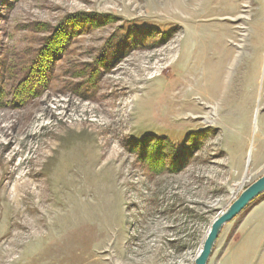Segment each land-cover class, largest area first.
I'll return each instance as SVG.
<instances>
[{
  "label": "rangeland",
  "instance_id": "374dc122",
  "mask_svg": "<svg viewBox=\"0 0 264 264\" xmlns=\"http://www.w3.org/2000/svg\"><path fill=\"white\" fill-rule=\"evenodd\" d=\"M55 29L49 69L34 62ZM148 142L181 168L149 169ZM263 175L264 0H0V264H195ZM233 253L264 264V239Z\"/></svg>",
  "mask_w": 264,
  "mask_h": 264
},
{
  "label": "trees",
  "instance_id": "16d2710c",
  "mask_svg": "<svg viewBox=\"0 0 264 264\" xmlns=\"http://www.w3.org/2000/svg\"><path fill=\"white\" fill-rule=\"evenodd\" d=\"M85 18H73L68 22V25H65L69 30L74 31L76 27L80 26L81 30L83 31L85 26L88 25L89 21H85ZM91 23V21H90ZM78 31V32H79ZM66 40L65 32L63 30L55 29L52 31V35L50 37H47L43 40V43L40 47V50L37 51L36 60L34 63L43 64L49 69L54 66L53 59L57 56V54L60 52V50L64 47V43ZM48 62L51 64L48 65ZM32 70H36L35 67L31 66ZM32 74L30 73V76ZM30 79V78H29ZM30 85L28 87H23L22 90L18 93L19 99H17L18 102L21 100L24 101V99L28 98L30 96ZM143 150L140 156V160L142 162L148 163L149 169L151 170H158L159 173H161V170H164V166L171 162L173 164L172 168L169 167L170 171L173 172L174 170H177L176 168L180 169L182 166V163L185 161V159L182 160V156L184 154V151H177L175 149L174 145L171 146H162L158 142H155L154 147H150V142L143 143L142 144ZM191 151V150H190ZM179 164L178 166H176ZM262 195L261 197H263ZM260 197V198H261ZM255 200L248 209H250L252 206H254L259 199ZM246 211V210H245Z\"/></svg>",
  "mask_w": 264,
  "mask_h": 264
},
{
  "label": "crops",
  "instance_id": "0c3cea01",
  "mask_svg": "<svg viewBox=\"0 0 264 264\" xmlns=\"http://www.w3.org/2000/svg\"><path fill=\"white\" fill-rule=\"evenodd\" d=\"M260 68V67H259ZM256 69L255 80H258V71ZM264 216V200L258 202L254 205L248 214L246 215L244 221L236 229L233 239L225 243L221 249V253L218 257L217 264H232L228 260L232 256L233 250L239 251L240 262H243V252L245 249L250 248L254 252H258L261 248V242L264 239V223L260 222L261 218ZM254 262L248 260V264H253Z\"/></svg>",
  "mask_w": 264,
  "mask_h": 264
},
{
  "label": "water",
  "instance_id": "95a60500",
  "mask_svg": "<svg viewBox=\"0 0 264 264\" xmlns=\"http://www.w3.org/2000/svg\"><path fill=\"white\" fill-rule=\"evenodd\" d=\"M262 195H264V175L244 189L228 208L215 219L195 259V264H208L224 226L232 222Z\"/></svg>",
  "mask_w": 264,
  "mask_h": 264
},
{
  "label": "bare ground",
  "instance_id": "6f19581e",
  "mask_svg": "<svg viewBox=\"0 0 264 264\" xmlns=\"http://www.w3.org/2000/svg\"><path fill=\"white\" fill-rule=\"evenodd\" d=\"M84 239H85V241H87V240H90L91 239V235L88 233L87 235H84ZM73 244H75V243H73ZM77 244V243H76ZM81 244V243H80ZM80 246V245H79ZM81 247V246H80ZM72 248V247H71ZM75 248V247H74ZM49 253V252H48ZM45 256H47L48 257V254H45ZM35 258V257H34ZM36 260V259H35ZM69 260V259H68ZM61 261H65V260H60V262ZM72 261V260H71ZM59 262V263H60ZM69 262V261H68ZM33 264H35V263H33ZM61 264V263H60ZM63 264H67V263H63ZM74 264V263H73Z\"/></svg>",
  "mask_w": 264,
  "mask_h": 264
}]
</instances>
